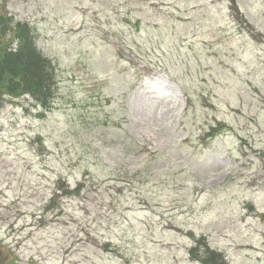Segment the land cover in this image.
<instances>
[{
	"label": "rangeland",
	"instance_id": "1",
	"mask_svg": "<svg viewBox=\"0 0 264 264\" xmlns=\"http://www.w3.org/2000/svg\"><path fill=\"white\" fill-rule=\"evenodd\" d=\"M233 1L246 25L231 0H0L55 79L46 107L0 98L6 264H264V0Z\"/></svg>",
	"mask_w": 264,
	"mask_h": 264
},
{
	"label": "trees",
	"instance_id": "2",
	"mask_svg": "<svg viewBox=\"0 0 264 264\" xmlns=\"http://www.w3.org/2000/svg\"><path fill=\"white\" fill-rule=\"evenodd\" d=\"M231 3L234 4V1L231 0ZM233 10L236 19L246 25L243 16L238 13L236 4ZM4 20L5 18L0 17V31L8 26ZM2 34H0V98L8 96L11 99H17L29 95L46 107L51 90L53 96L55 82L54 67L50 60L44 58L36 48L28 25H17V29L12 34V39L18 42L17 48H9L10 44L4 41ZM219 131L217 126L211 128L206 133V139H212ZM64 192L68 193L66 190ZM208 254L207 259L214 260L217 255L219 260L221 259L219 254H214L212 251H208Z\"/></svg>",
	"mask_w": 264,
	"mask_h": 264
},
{
	"label": "flooded vegetation",
	"instance_id": "3",
	"mask_svg": "<svg viewBox=\"0 0 264 264\" xmlns=\"http://www.w3.org/2000/svg\"><path fill=\"white\" fill-rule=\"evenodd\" d=\"M2 248H0V264H6L5 258L3 259L4 253H2Z\"/></svg>",
	"mask_w": 264,
	"mask_h": 264
}]
</instances>
